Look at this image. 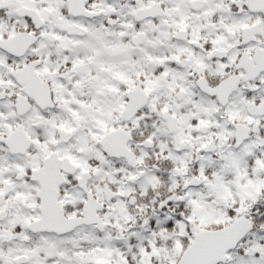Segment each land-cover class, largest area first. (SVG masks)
I'll return each instance as SVG.
<instances>
[{"label": "snow or ice", "instance_id": "6c2138e0", "mask_svg": "<svg viewBox=\"0 0 264 264\" xmlns=\"http://www.w3.org/2000/svg\"><path fill=\"white\" fill-rule=\"evenodd\" d=\"M0 264H264V0H0Z\"/></svg>", "mask_w": 264, "mask_h": 264}]
</instances>
